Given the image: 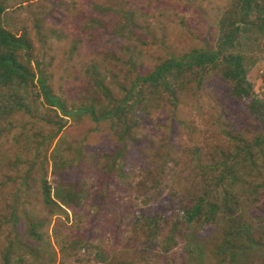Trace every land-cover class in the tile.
Segmentation results:
<instances>
[{
    "label": "rangeland",
    "instance_id": "rangeland-1",
    "mask_svg": "<svg viewBox=\"0 0 264 264\" xmlns=\"http://www.w3.org/2000/svg\"><path fill=\"white\" fill-rule=\"evenodd\" d=\"M229 1L0 0L3 27L27 34L40 74L66 110L104 104L92 77L118 97L117 84L169 56L211 45L216 18ZM247 79L261 97L264 57ZM188 86L174 106L157 100L130 143L119 146L86 118L68 119L53 139L40 144L33 135L48 136L53 129L23 115L0 122V264H192L182 238L169 252L159 251L167 224H159L162 230L150 246L141 216L158 213L167 199L181 202L206 191L209 200L220 198L215 166L232 147L229 136L248 141L259 127L245 102L229 95L219 72L204 76L198 88ZM255 162L259 174L262 166L258 158ZM243 173L249 176L243 185L228 191L251 226L252 244L232 264H261L264 189L248 195L255 178L249 170ZM41 179L55 207L43 206ZM27 218L42 224L35 236L25 233ZM197 231L195 225L188 228L186 246L195 243ZM204 235L199 243L205 262L217 264L222 260L214 254L218 227Z\"/></svg>",
    "mask_w": 264,
    "mask_h": 264
},
{
    "label": "trees",
    "instance_id": "trees-1",
    "mask_svg": "<svg viewBox=\"0 0 264 264\" xmlns=\"http://www.w3.org/2000/svg\"><path fill=\"white\" fill-rule=\"evenodd\" d=\"M3 12L0 2V122L6 123L14 115H23L38 126L53 129L48 136L33 135V139L39 138V144L45 138L53 139L68 119L77 121L80 118H86L95 127L101 125L118 146L122 142L130 143L133 130L144 122L150 110L157 107V100L174 106L188 85L198 88L204 76L219 72L229 84V95L245 102L249 117L259 127L256 135L248 141L228 135L232 139V147L221 153L220 162L215 166V169L219 167L217 182H221L218 185L221 197L211 201L208 199L210 192L206 191L181 202L163 200L160 213L151 210L142 214L139 210L136 214H142L146 227L142 232L150 246L156 244L157 231L162 230L159 224L169 225L165 234L168 236L159 244L160 252H169L181 238L187 242L188 228L195 225L198 230L193 235L195 243L188 247L185 242L182 249L192 264H207L199 242L206 237L204 234L218 227L220 237L218 235L217 240H220L214 254L222 260L217 264L236 262L239 254L246 250V244L251 243L252 234L248 232L251 226L244 222L238 210L237 198L228 189L234 184L243 185L244 178L249 177L243 173L246 170L255 178L247 189L248 195L257 196L259 190L264 189V94L256 96L247 79L252 65L264 57V0H230L216 18L215 38L211 45L204 43L201 49H190L177 57L169 56L149 72L135 74L127 84H117L118 97L111 94L98 76L92 77V87L103 98L104 104L85 103L68 110L51 93L40 74L27 34H16L3 27ZM257 158L262 166L259 174L255 169ZM39 187L43 206L55 207L44 179L39 180ZM10 215L14 217L12 212ZM253 218L257 220L256 216ZM41 226L40 220L25 219L28 237L35 236L36 229Z\"/></svg>",
    "mask_w": 264,
    "mask_h": 264
}]
</instances>
